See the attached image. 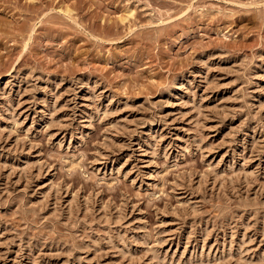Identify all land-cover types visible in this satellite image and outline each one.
Wrapping results in <instances>:
<instances>
[{
    "label": "rangeland",
    "instance_id": "rangeland-1",
    "mask_svg": "<svg viewBox=\"0 0 264 264\" xmlns=\"http://www.w3.org/2000/svg\"><path fill=\"white\" fill-rule=\"evenodd\" d=\"M0 264H264V0H0Z\"/></svg>",
    "mask_w": 264,
    "mask_h": 264
}]
</instances>
